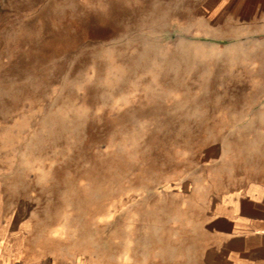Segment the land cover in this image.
<instances>
[{"label":"rangeland","instance_id":"rangeland-1","mask_svg":"<svg viewBox=\"0 0 264 264\" xmlns=\"http://www.w3.org/2000/svg\"><path fill=\"white\" fill-rule=\"evenodd\" d=\"M263 151L264 0H0V264H208Z\"/></svg>","mask_w":264,"mask_h":264},{"label":"crops","instance_id":"crops-1","mask_svg":"<svg viewBox=\"0 0 264 264\" xmlns=\"http://www.w3.org/2000/svg\"><path fill=\"white\" fill-rule=\"evenodd\" d=\"M220 180L205 223L208 264H264V151Z\"/></svg>","mask_w":264,"mask_h":264}]
</instances>
